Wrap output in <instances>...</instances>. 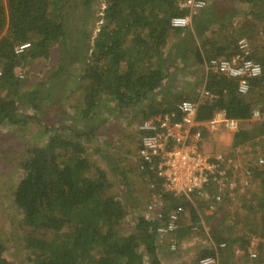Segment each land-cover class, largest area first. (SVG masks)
<instances>
[{
    "label": "trees",
    "instance_id": "trees-1",
    "mask_svg": "<svg viewBox=\"0 0 264 264\" xmlns=\"http://www.w3.org/2000/svg\"><path fill=\"white\" fill-rule=\"evenodd\" d=\"M97 3L98 0H0V66L4 71L0 78V133L4 127L34 120L49 135L41 145L28 146L19 164V180L9 192L12 203L22 214L18 226L26 264H164L158 255L159 246L164 244H157L156 222L139 218L136 233L125 234L123 223L131 192L128 188L121 194L114 190L109 172L92 159L94 155L107 159L110 173L126 181L127 172L120 159L108 154L110 147L104 142L100 144L98 134L104 125L129 123L133 105L145 108L140 118L135 117L137 170L144 179L157 184L164 199L171 202L164 211L184 206L194 221L199 219L193 203L187 200L190 197L164 193L161 180L140 170L138 125L155 116L179 117L177 105L190 99L180 97L173 105L161 107L153 105L152 96L165 93L163 89L175 78L178 64L184 65L191 58L198 65L204 63L197 39L222 20L224 13L217 19L218 6L211 4L193 19L191 27L172 29L171 19L183 14L176 0H106L104 22L91 47L93 6ZM259 5L263 7L264 0H259ZM262 10L257 13L259 26H264ZM245 35L240 36L246 38ZM172 38L175 41L170 44ZM24 43H30V48L17 55L15 48ZM55 48L63 50L66 65H60L45 83L21 95L23 86L14 69L21 62L28 65L43 57L47 59ZM251 49L253 59L263 67L262 76L251 81L247 95H240L235 80L209 73L205 85L209 95L198 97L197 122H210L219 111H224L228 120L242 123L252 122L257 107L264 113V44L260 42ZM230 50L229 56L235 49ZM224 51L225 47L220 54L226 55ZM72 64L85 66L78 79L83 97L74 107L76 110L63 117L64 121L43 124L41 118L48 107L59 104V93L70 87L69 82L63 85L59 82L68 76ZM22 106L30 107L34 114L23 116L19 113ZM97 109L103 111L99 116ZM208 134L204 131V136ZM261 137L264 138V122H255L251 128L234 134L233 146L257 147L259 141H255ZM92 147L93 155L89 153ZM262 152L264 158V148ZM3 160L6 161L4 157ZM249 169L250 186L234 199L224 192L225 197L219 202V206L240 202V213L236 212L231 219L224 217L223 222L229 225L217 239L236 245L240 236L242 244L238 248L243 251L251 243L249 236L264 238V166L260 170L251 166ZM205 191L214 202L217 187L209 185ZM194 194L199 193L190 196ZM177 233L174 239L178 249ZM211 254L204 252L199 259ZM0 264H11L1 237Z\"/></svg>",
    "mask_w": 264,
    "mask_h": 264
},
{
    "label": "rangeland",
    "instance_id": "rangeland-1",
    "mask_svg": "<svg viewBox=\"0 0 264 264\" xmlns=\"http://www.w3.org/2000/svg\"><path fill=\"white\" fill-rule=\"evenodd\" d=\"M253 1V4L244 3L242 0L210 1L209 7L211 4L218 6L216 11L217 15H215V17L218 19L222 13H224V17L216 24L207 28V31L201 38L197 39L196 45L203 52L204 63L198 65L195 59L191 58L187 62H184L182 67L176 66L177 69L174 71V73L176 72L175 78L163 89L165 93H157L152 96L154 106L167 107L173 105L180 97H182V99L185 98L197 101L199 95H201L205 88L207 76L210 73L206 69L205 62L214 54L217 45H228V47L233 46L234 48L238 39L241 37L240 35H243V33H247L245 37L249 39L252 48L255 45H259L260 42L264 44V26H259V14H257L259 13V9L262 10L264 6L262 7L259 5V0ZM106 9V0H98V3L93 6L94 18L91 26V47L93 46V40L97 37L104 22ZM262 12L264 11L262 10ZM174 41L175 40L172 38L170 44ZM62 53L63 50L61 49H51L47 59L43 57L28 65L21 62V64L14 69L16 79L19 80L23 86L20 90L21 95L36 89L37 86L43 84L52 72L58 71L57 68L60 65H66L67 60ZM84 68V65L75 66V64H72V66L68 68V76L60 80L59 84L63 85L69 82L70 87L68 90H65V93H59V104L51 108L48 107L47 114L41 118L43 124L52 123L56 125L64 121L63 117H69L74 110H76L74 107L79 105L80 97H83V91L80 90L81 88L79 89L80 82L78 79L82 76ZM21 75L23 76L22 78H20ZM114 104L111 103L112 106ZM143 109L145 108L133 105L131 110H129V123L114 124L112 127H110V125H104L105 127L103 126L102 129H100L101 132L98 134V141L100 144L104 142L109 145L108 154L116 160L120 159V165L124 167L127 172L126 181H124L123 177H117L110 173L107 159L103 160L96 155L92 157L101 168L109 172L110 179L114 183V190H117L121 194L124 189L128 188L131 192L130 202L126 207V218L123 223V231L127 235L136 233V225L139 218L145 217L146 219H150L151 216L146 213V210L151 202L154 201L162 208L168 207L169 204L171 205L169 200L164 199L162 191H158V188H156L157 184L151 183L148 178L144 179L141 172L137 170L135 166L138 147V133L135 128V121L137 118L135 117L138 116V118H140ZM257 111L259 112V116L253 118L252 122L240 123L239 130L251 128L252 124L255 122H264V113H262L261 107H257ZM102 112V110L99 112V109H97L96 113H98L99 116ZM19 113L23 116H29L30 114H34V111L28 106H22ZM104 116L106 118V114H104ZM220 129L223 128L221 127ZM225 133L226 132H224V134ZM48 137L49 135L44 131V126L38 125L34 120L24 125L20 124L18 126L12 125L4 127L0 133V194L3 196V198L0 199V237L6 244L7 259L11 264H26V255L20 240L22 233L18 226L22 220V214L18 212L15 205L12 203L9 192L12 191L19 180V164L23 157L25 158L27 149L35 145H41L48 140ZM233 141L234 134L230 138L229 135H224V138L221 140L219 132L211 133L205 136L204 150L209 155H216L226 151L227 153H231L233 163L237 167L251 166L255 170L263 168L264 162L263 164L259 163V166L257 164L258 159L262 158L264 160L262 152L264 148L263 137L255 141V143L259 141V146L257 147L252 146V144H247L245 147L234 148ZM89 149V153L93 155V147ZM7 155L8 157H6ZM3 157L6 161L3 160ZM246 161L249 165L245 163ZM238 171L240 170L238 169ZM123 185H125V187ZM1 191L3 193H1ZM224 192L221 194L224 195ZM242 192L243 191L238 190L232 193L230 192L227 195L231 199H234L237 193L240 194ZM187 200L193 203V207L196 209L195 211L199 219L198 221H194L189 210L184 208V206L182 207L184 215L177 233L179 238L178 241H180L177 251L173 252L169 249L167 244L161 246L157 241V244L160 245H158V255L164 264H194L204 252L214 253V248L222 242L227 243V248L217 252L220 264H264L263 237V239H261L260 236H249L248 239L251 243L247 251L241 250L242 253L237 255L239 257H235L234 252V248L240 247L239 243L242 244V238H240L239 235V243L236 245H231L227 239V241L217 239L220 234L223 235V229L227 230L226 227L229 225L228 222H223L224 217L231 219L233 214L236 212L240 213L238 209L240 202L238 200L234 201L233 205L230 206H219L220 203L212 202L213 200L210 194L206 191L201 194H194ZM211 204H214V210L209 209ZM218 206L221 208H218ZM215 214L219 216L215 217ZM240 215H243V213ZM195 225L198 226L197 231L192 230ZM251 249L255 250L257 253V259L253 262L249 257V251ZM145 264L147 263L145 262Z\"/></svg>",
    "mask_w": 264,
    "mask_h": 264
},
{
    "label": "built area",
    "instance_id": "built-area-1",
    "mask_svg": "<svg viewBox=\"0 0 264 264\" xmlns=\"http://www.w3.org/2000/svg\"><path fill=\"white\" fill-rule=\"evenodd\" d=\"M176 1L183 14L171 19L172 29L191 27L193 19L204 12L212 0ZM30 46V43L21 44L15 48V53L19 55ZM236 47L234 59L211 58L205 65L208 71L235 80L238 94L247 95L251 89V81L262 76L263 67L253 59L252 49L246 38H239ZM2 76L3 69L0 66V78ZM22 77L21 75L20 78ZM208 95L209 92L205 89L201 93V96ZM198 103V100L180 102L176 107L179 117L155 116L140 122L138 125V131L141 133L138 150L140 170L147 171L161 180L164 193H172L179 197H190L193 193L201 194L209 185H214L218 188L214 202L219 203L223 199L221 193L224 191L232 193L248 188L252 171L249 167L235 166L231 153L227 151L209 155L204 150V131L211 134L222 127L227 132L235 134L242 122L228 120L226 113L219 111L210 122L199 123L196 120ZM258 116L259 112L255 110L253 118ZM263 162L262 158L258 159V166ZM209 209L214 210V204H211ZM146 213L151 216L148 220L156 222L158 242L167 244L171 251H176L174 237L181 226L183 210L170 209L167 212L153 201L147 207ZM192 230L197 231L198 226L195 225ZM226 248L227 243L218 244L213 254L201 257L196 264H220L217 252ZM249 257L251 260L257 259L256 251L251 249Z\"/></svg>",
    "mask_w": 264,
    "mask_h": 264
},
{
    "label": "crops",
    "instance_id": "crops-1",
    "mask_svg": "<svg viewBox=\"0 0 264 264\" xmlns=\"http://www.w3.org/2000/svg\"><path fill=\"white\" fill-rule=\"evenodd\" d=\"M206 11V10H205ZM247 39V38H246ZM247 41L249 42V39H247ZM250 43V42H249ZM251 46V45H250ZM225 47V50L226 51H224V53H226V55H221L220 53H221V49L222 48H224ZM232 49L233 48V46L232 47H228V45H224V46H218L217 45V47L215 48V52H214V54H212V56L214 55V56H216V57H212L211 56V58H226V59H229V60H232V59H234V57H235V55H236V53H237V47L236 46H234V49H235V51H234V53H233V55H231V56H229L228 54L231 52V50L230 49ZM233 52V51H232ZM228 55V57H225V56H227ZM219 56V57H218ZM224 56V57H223ZM211 58H209V59H211ZM208 59V60H209ZM207 62V61H206ZM182 65L183 64H178L177 66H180V67H182ZM207 69V68H206ZM208 71V70H207ZM210 73H213V72H211V71H209ZM205 89V88H204ZM203 89V90H204ZM216 132H219L220 133V139L222 140L223 138H224V135H229V138L233 135V133H229V132H227V130H224V129H219L218 131H216ZM224 132H226L225 134H224ZM215 133V132H214ZM231 135V136H230ZM234 252H235V257H239V256H237V255H239V254H241L242 253V251H241V249L240 248H234ZM252 262L254 261V260H251Z\"/></svg>",
    "mask_w": 264,
    "mask_h": 264
}]
</instances>
